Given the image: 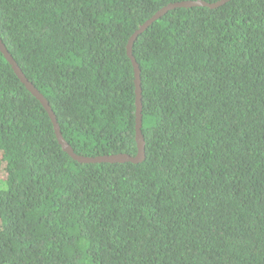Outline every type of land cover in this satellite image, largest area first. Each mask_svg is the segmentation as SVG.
<instances>
[{
  "label": "trees",
  "instance_id": "obj_1",
  "mask_svg": "<svg viewBox=\"0 0 264 264\" xmlns=\"http://www.w3.org/2000/svg\"><path fill=\"white\" fill-rule=\"evenodd\" d=\"M186 1L0 0V41L74 154L134 157L126 47ZM132 56L144 159L81 164L0 52V264H264V0L170 10Z\"/></svg>",
  "mask_w": 264,
  "mask_h": 264
},
{
  "label": "water",
  "instance_id": "obj_2",
  "mask_svg": "<svg viewBox=\"0 0 264 264\" xmlns=\"http://www.w3.org/2000/svg\"><path fill=\"white\" fill-rule=\"evenodd\" d=\"M230 0H220L213 4H207L203 1L196 0V1H186L181 2L177 4H171L164 8H162L160 11H158L151 19L147 20L144 24H142L130 37L126 50H127V56L130 59V62L132 64L133 70H134V78H135V142L137 147V154L134 157L125 155V154H118V155H111V156H103V157H96V158H87L82 156H77L73 153L71 147L64 141L62 135L59 131V126L56 122V118L54 114L52 113L47 101L43 98V96L30 84L27 79L24 77V75L21 73L20 69L14 62V60L11 58L9 53L6 51L5 47L3 46L2 42L0 41V52L4 56V58L8 61L10 64L14 74L18 77V79L21 81L22 84L26 87L28 92L36 98L42 107L45 109V111L48 114V117L52 123L53 130L56 136V140L58 144L61 146L62 151L68 154V156L81 164H90V163H108V164H123V163H131V164H138L143 161L144 159V140L141 134V89H140V79H139V69L138 65L136 64L133 56H132V44L137 38L138 35H140L143 31H145L153 22L161 18L163 15H165L168 11L173 10L175 8H190V7H207L210 9L218 8L225 3L229 2Z\"/></svg>",
  "mask_w": 264,
  "mask_h": 264
}]
</instances>
